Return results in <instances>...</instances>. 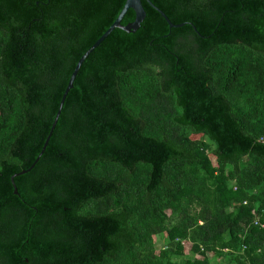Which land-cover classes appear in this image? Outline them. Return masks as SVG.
Instances as JSON below:
<instances>
[{
	"label": "trees",
	"instance_id": "obj_1",
	"mask_svg": "<svg viewBox=\"0 0 264 264\" xmlns=\"http://www.w3.org/2000/svg\"><path fill=\"white\" fill-rule=\"evenodd\" d=\"M126 1L0 0V264H264V0H143L15 194Z\"/></svg>",
	"mask_w": 264,
	"mask_h": 264
},
{
	"label": "water",
	"instance_id": "obj_2",
	"mask_svg": "<svg viewBox=\"0 0 264 264\" xmlns=\"http://www.w3.org/2000/svg\"><path fill=\"white\" fill-rule=\"evenodd\" d=\"M153 9H155L164 19L165 21L168 23L170 29H173V28H181V27H184L186 25V23L184 24H180V25H174L170 19L167 17V15L161 11L157 6H155L150 0H145ZM129 10H133L135 15H136V19L133 23L131 24H128L127 26H123L122 25V20L123 18L125 17V15L128 13ZM146 18V12H145V9H144V6H143V0H127L126 3H125V6L123 8V10L121 11L120 15L118 16V18L116 19V21L113 23V25L101 36V38L80 58V60L78 61L76 67H75V70L73 71L72 75H71V78L68 82V85L66 87V90L63 94V97H62V100H61V103H60V106H59V109H58V112L56 114V117L54 119V122H53V125H52V128H51V131L46 139V142L43 146V149L41 151V153L39 154V156L37 157L36 161L33 163V165L31 166L30 169L28 170H24L20 173H17L15 174L11 181H12V184H13V187H14V192L16 195H18V189L15 185V178L16 177H19V176H22L26 173H28L29 171H31L35 165L37 164V162L41 159L42 155L44 154V152L46 151L47 147H48V144L50 142V139H51V136L57 126V123L59 121V118L61 116V113H62V109L64 107V104H65V101H66V98L69 94V92L73 89L74 87V82H75V79L78 75V72L82 66V64L84 63V61L88 58V56L98 47L100 46V44L116 29H120L128 34L130 33H136L142 22L145 20Z\"/></svg>",
	"mask_w": 264,
	"mask_h": 264
},
{
	"label": "rangeland",
	"instance_id": "obj_3",
	"mask_svg": "<svg viewBox=\"0 0 264 264\" xmlns=\"http://www.w3.org/2000/svg\"><path fill=\"white\" fill-rule=\"evenodd\" d=\"M162 246H163V244H162L160 241H158V243H157V247L160 248V247H162Z\"/></svg>",
	"mask_w": 264,
	"mask_h": 264
},
{
	"label": "built area",
	"instance_id": "obj_4",
	"mask_svg": "<svg viewBox=\"0 0 264 264\" xmlns=\"http://www.w3.org/2000/svg\"><path fill=\"white\" fill-rule=\"evenodd\" d=\"M256 223H258V221Z\"/></svg>",
	"mask_w": 264,
	"mask_h": 264
}]
</instances>
